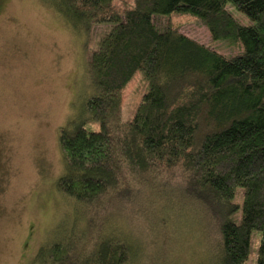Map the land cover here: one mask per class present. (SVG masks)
<instances>
[{"label": "trees", "instance_id": "1", "mask_svg": "<svg viewBox=\"0 0 264 264\" xmlns=\"http://www.w3.org/2000/svg\"><path fill=\"white\" fill-rule=\"evenodd\" d=\"M45 1L85 42L96 26L112 27L88 61L95 91L85 115L60 131L66 170L57 187L74 219L42 247L44 263L139 264L146 242L109 223L127 202L145 211L156 201L162 222L184 215L201 227L205 264H246L253 230L264 264V0H134L125 10L115 0ZM173 13L196 16L213 39L240 40L244 51L227 57L171 25L160 29L155 15ZM138 71L149 88L124 121V90Z\"/></svg>", "mask_w": 264, "mask_h": 264}, {"label": "rangeland", "instance_id": "2", "mask_svg": "<svg viewBox=\"0 0 264 264\" xmlns=\"http://www.w3.org/2000/svg\"><path fill=\"white\" fill-rule=\"evenodd\" d=\"M133 4L115 0L120 10ZM228 9L242 23H250L231 4ZM154 20L160 29L171 25L227 57L244 51L240 40L213 39L192 14L155 15ZM111 27L96 26L85 42L45 0H0V264H45L42 247L72 229L74 206L57 187L66 170L59 135L62 127L85 115L87 99L95 91L88 61ZM148 88L138 71L124 90V121L134 118ZM243 194L239 188L236 202L242 203ZM133 203L115 210L109 225L146 242L139 264H205L207 244L194 220L182 215L162 222L160 202L153 201L145 211ZM80 219V226L85 225ZM232 219L240 223L241 210ZM260 239V231L253 230L246 264H256ZM156 252L163 254L160 263Z\"/></svg>", "mask_w": 264, "mask_h": 264}]
</instances>
